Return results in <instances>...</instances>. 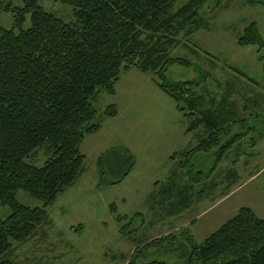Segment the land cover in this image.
Instances as JSON below:
<instances>
[{"label":"trees","instance_id":"1","mask_svg":"<svg viewBox=\"0 0 264 264\" xmlns=\"http://www.w3.org/2000/svg\"><path fill=\"white\" fill-rule=\"evenodd\" d=\"M23 1L18 6L0 0L14 20L12 27H0V203L11 209L6 218L0 214V264H21L16 256L18 246L48 239L54 222L46 206L83 174L86 155L80 147L86 135L102 126L96 122L94 99L101 90L116 94L122 72L135 67L154 74L158 85L184 113L185 132L198 130L197 146L180 152L183 157L218 147V165L248 134L236 133L222 142L232 124H243L246 119L237 117L228 97L219 104L214 98L208 101L198 80L175 82L167 73L173 63L190 66L185 58L172 57V50L180 44L181 36L191 38L208 27L200 12L207 2L224 0H54L74 6L72 21L47 11L40 0ZM180 1L184 2L180 5ZM245 1L248 5L264 4V0ZM28 19L31 24L25 26ZM237 44L264 48L258 22L251 21L244 28ZM234 70L253 81L242 70ZM105 112L110 117L119 113L114 104ZM263 138L264 133L257 140ZM252 139L256 146L258 141ZM42 150L47 158L40 166L32 159ZM105 158L112 159L114 167L120 162L129 164L124 177L136 165L128 147L102 153L98 158L100 186L108 172ZM234 177L238 178L235 170L229 175ZM207 179L209 176L188 180L187 187L179 189L183 193L176 196L169 188L160 197L177 207L174 214L179 213L190 208L192 196L200 193L193 188ZM116 182L120 180L112 183ZM20 190L43 202L44 207L31 208L19 202ZM236 213L201 243L185 231L189 241L185 263L264 264V218L249 206ZM130 264H135L134 260ZM145 264L167 263L154 260Z\"/></svg>","mask_w":264,"mask_h":264},{"label":"rangeland","instance_id":"2","mask_svg":"<svg viewBox=\"0 0 264 264\" xmlns=\"http://www.w3.org/2000/svg\"><path fill=\"white\" fill-rule=\"evenodd\" d=\"M11 1L18 6L24 4L23 0ZM39 3L59 18L75 19L74 6L54 0ZM200 12L208 27L191 38L181 36L180 44L171 53L172 57H183L191 64L173 63L168 76L175 82L198 80L202 84L199 90L208 101L214 98L219 104L228 97L234 104L237 117L245 118L246 122L232 124L222 142L236 133L248 134L218 165L215 163L218 147L183 157L180 152L197 146L198 130L190 134L182 132L187 124L184 113L158 85L154 74L135 67L122 72L115 86L116 94L101 90L94 99L96 122L102 126L86 135L80 147L86 155L83 174L74 186L46 206L54 227L45 243L35 239L17 247L16 256L21 264H130L133 260L135 264L154 260L186 264L189 241L185 231L189 230L192 238L201 243L241 207L247 206L264 218V138L257 140L264 133V48L237 44L251 21L258 22L264 38V4L209 1ZM13 22V13L1 4L0 27L10 28ZM30 24L28 19L25 26ZM234 68L254 82L240 76ZM112 104L119 113L110 117L105 110ZM165 130L173 131L171 141L162 135ZM250 139L258 141L256 146H252ZM173 144L179 146V153H172ZM119 146L133 151L136 165L124 177L129 164L120 162L114 167L112 159L105 158L108 172L100 186L98 158ZM46 158L47 153L42 150L32 160L41 166ZM234 170L238 178H229ZM205 176L209 179L193 188L200 192L199 196L194 194L190 208L184 211L174 214L177 207L160 197L169 188L178 196L188 180ZM17 199L31 208L44 207L43 202L24 190L18 192ZM10 213V207L0 203L2 217Z\"/></svg>","mask_w":264,"mask_h":264},{"label":"crops","instance_id":"3","mask_svg":"<svg viewBox=\"0 0 264 264\" xmlns=\"http://www.w3.org/2000/svg\"><path fill=\"white\" fill-rule=\"evenodd\" d=\"M163 128V127H162ZM163 134L162 135H164L169 141H171L173 138H174V133H173V131H171V130H165V131H161ZM182 132H184V133H188V132H185V127H184V129L182 130ZM190 134V133H189ZM174 146V148H173V151H172V153L174 154V153H179L180 151H179V146H177V145H175V144H173V145H171V147H173ZM183 151V150H182ZM133 152V151H132ZM153 152H154V150H153ZM173 154H171V157H173Z\"/></svg>","mask_w":264,"mask_h":264}]
</instances>
